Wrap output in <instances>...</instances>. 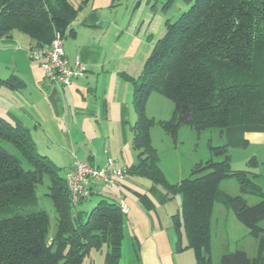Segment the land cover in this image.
<instances>
[{"label":"trees","instance_id":"obj_1","mask_svg":"<svg viewBox=\"0 0 264 264\" xmlns=\"http://www.w3.org/2000/svg\"><path fill=\"white\" fill-rule=\"evenodd\" d=\"M69 0H0V38L13 31L36 42L51 43L76 16ZM125 78L133 88L136 121L131 145L138 163L126 168L161 186L181 204L172 217L177 252L192 251L195 264H212L211 229L214 207L231 210L256 241V254L245 251L223 254L218 264H264V190L252 179L259 175L255 158L248 170L233 171L227 145L212 146V156L196 164L188 178L170 184L159 167L150 139L154 122L145 105L157 93L174 105L162 129L175 138L188 125L197 133L223 132L230 127H264V0H194L154 45L141 74ZM10 80L0 84L11 85ZM1 143L13 147L11 153ZM25 165V166H24ZM47 156L41 155L28 130L0 117V264H82L90 252L107 248L103 264H118L123 238L119 203L100 199L89 212L70 201L66 178ZM49 179L48 193L56 214L55 230L45 211L36 209V188ZM234 179L238 195L221 190ZM255 198L254 204L248 199ZM183 239H185L183 241Z\"/></svg>","mask_w":264,"mask_h":264},{"label":"crops","instance_id":"obj_2","mask_svg":"<svg viewBox=\"0 0 264 264\" xmlns=\"http://www.w3.org/2000/svg\"><path fill=\"white\" fill-rule=\"evenodd\" d=\"M193 1L69 0L77 12L64 31L65 59L73 66L79 58L87 72L63 88L49 86L40 65L27 58L26 51L36 46L34 40L18 31L0 38V80L11 84H0V117L28 130L38 153L58 168L66 166L65 178L75 159L95 166L107 158L118 168L136 165L137 152L131 145L136 121L133 88L125 76L141 74L154 45L165 35L166 24L176 21ZM154 134L151 129V144L159 153ZM221 135L228 152L264 151V127H230ZM251 154L249 159L256 160V153ZM159 167L167 180L160 158ZM88 188L90 196L77 207L81 212H87L85 203L93 196L119 203L120 193L99 181ZM121 191L129 210L122 214L118 264H191L184 251L175 249L171 220L179 210L175 196L170 198L161 186L136 175L124 178ZM106 251L105 246L96 251L93 264H103Z\"/></svg>","mask_w":264,"mask_h":264},{"label":"rangeland","instance_id":"obj_3","mask_svg":"<svg viewBox=\"0 0 264 264\" xmlns=\"http://www.w3.org/2000/svg\"><path fill=\"white\" fill-rule=\"evenodd\" d=\"M173 110V103L157 93H152L145 105L146 116L154 122L151 129L155 132L154 141L157 143L156 146L160 150L157 154L160 158L161 165L165 170L167 180L171 183H176L188 178L191 169L198 163H205L209 159L216 162L222 161V157L212 156L209 150V144L212 146H221L225 144V141L218 129H206L197 133L188 125H182L177 129L175 139L166 133L159 125V122L167 121L172 118ZM1 145L11 153L18 155L17 151L10 145L6 143H1ZM39 151L41 152V148ZM251 153H256L258 167L249 170L259 175L258 178L252 180L264 190V151H255L252 148L229 150L228 154L232 157L230 167L233 171L248 170L246 166L247 160L245 161V159H249L252 155ZM177 164L180 166V171L177 169ZM60 168L59 173L61 176H64L67 168L63 165H61ZM48 186L49 179L44 177L42 183L36 188V209L43 210L48 215L50 221L49 235L51 236L55 230L56 214L49 197L46 196L48 193ZM220 188L229 195H238V188L234 179L222 182ZM98 201L99 199L93 196L85 203V207H87L86 211L89 212ZM175 201L178 203V209H180L181 196H175ZM256 201L255 198L248 199L249 204H254ZM78 206L79 205H77V207ZM261 225L264 228V221ZM184 240L185 239H183V241ZM236 250L245 251L249 257H253L256 254V241L249 237L248 229L236 218L231 210L228 211L216 205L214 207L211 229L210 255L212 264H218L223 254L233 253ZM122 253L125 259L126 254L124 246ZM182 254L190 258L191 264H195L192 251L185 250ZM95 258H97V253L93 251L92 255L86 257L82 264H93V261H96Z\"/></svg>","mask_w":264,"mask_h":264},{"label":"built area","instance_id":"obj_4","mask_svg":"<svg viewBox=\"0 0 264 264\" xmlns=\"http://www.w3.org/2000/svg\"><path fill=\"white\" fill-rule=\"evenodd\" d=\"M26 55L29 60L37 62L43 69L49 86L68 87L73 81L83 78L87 72L79 58L75 59L73 66L68 65L65 59L63 36L59 32L54 33L48 47H31L26 51ZM114 164L115 160L112 158H107L101 166L75 159L66 176L71 203L76 206L80 200L87 199L90 196L88 188L90 182L99 181L120 193V211L122 214H127L129 209L121 191V182L127 176V170L118 168Z\"/></svg>","mask_w":264,"mask_h":264}]
</instances>
